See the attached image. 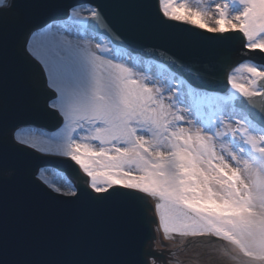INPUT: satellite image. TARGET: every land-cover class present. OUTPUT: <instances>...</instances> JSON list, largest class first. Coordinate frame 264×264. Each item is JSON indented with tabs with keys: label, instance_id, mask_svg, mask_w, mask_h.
I'll use <instances>...</instances> for the list:
<instances>
[{
	"label": "snow or ice",
	"instance_id": "6c2138e0",
	"mask_svg": "<svg viewBox=\"0 0 264 264\" xmlns=\"http://www.w3.org/2000/svg\"><path fill=\"white\" fill-rule=\"evenodd\" d=\"M254 57L264 0H0V264H264Z\"/></svg>",
	"mask_w": 264,
	"mask_h": 264
},
{
	"label": "water",
	"instance_id": "95a60500",
	"mask_svg": "<svg viewBox=\"0 0 264 264\" xmlns=\"http://www.w3.org/2000/svg\"><path fill=\"white\" fill-rule=\"evenodd\" d=\"M184 27H191L185 25ZM233 58L238 59L233 53ZM256 63H264V57H254ZM53 172H57L53 170ZM60 176L66 177L59 173ZM153 235L150 228H146L143 235V243H149V238ZM166 242V243H165ZM165 244L174 243L173 241H165ZM170 245V244H169ZM171 246V251L177 253L175 257L169 254V249L164 247H158L160 249L158 253V259L160 264H172L173 261H178L179 264H205L207 257L205 255V246L199 241H187L184 245Z\"/></svg>",
	"mask_w": 264,
	"mask_h": 264
},
{
	"label": "rangeland",
	"instance_id": "374dc122",
	"mask_svg": "<svg viewBox=\"0 0 264 264\" xmlns=\"http://www.w3.org/2000/svg\"><path fill=\"white\" fill-rule=\"evenodd\" d=\"M184 2H186L187 4L191 5V6H195L197 4H200V3H204V2H207V0H184ZM182 11V10H181ZM148 70V69H146ZM150 71L152 72H155L156 69L155 68H152ZM239 77L242 79V80H247L248 79V76H247V73L246 72H241L238 74Z\"/></svg>",
	"mask_w": 264,
	"mask_h": 264
}]
</instances>
